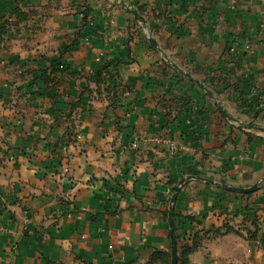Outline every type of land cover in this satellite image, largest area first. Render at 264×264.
Wrapping results in <instances>:
<instances>
[{"label":"crops","instance_id":"crops-1","mask_svg":"<svg viewBox=\"0 0 264 264\" xmlns=\"http://www.w3.org/2000/svg\"><path fill=\"white\" fill-rule=\"evenodd\" d=\"M258 127L264 0H0V264H264Z\"/></svg>","mask_w":264,"mask_h":264},{"label":"water","instance_id":"water-1","mask_svg":"<svg viewBox=\"0 0 264 264\" xmlns=\"http://www.w3.org/2000/svg\"><path fill=\"white\" fill-rule=\"evenodd\" d=\"M121 4L126 9H128L136 18L140 19L142 22H145V18L142 15H140L135 8L127 6L122 1H121ZM150 41L152 42L153 45L157 46V42H156V40L153 37H150ZM174 66L177 67L175 64H174ZM181 72H183L187 77H189L194 82H196L199 86H201L202 88L207 90V88L203 85V83L199 79H196V78L192 77L189 73H187L185 71L181 70ZM219 108H220V110L222 111V113L224 115L228 116V114L226 113V111L224 110V108H223V106L221 104H219ZM244 125H247L248 127L252 126V124H244ZM258 128L259 129H264L263 127H258ZM262 180H264V176L262 177ZM257 187H258L257 184L252 185L250 187L227 186V188H229L231 190H237V191H240V192H249V191L254 190ZM177 189H178V186H176L175 191ZM174 198H175V194L172 195L171 202L174 201ZM168 215H169V218H168V221H169V236H170V243H171V246H170V264H177V261H178L177 240H176V236H175V224H174V219H173V213H172L171 210L169 211ZM248 244L250 246L251 252H253L255 242L254 241H250Z\"/></svg>","mask_w":264,"mask_h":264},{"label":"built area","instance_id":"built-area-1","mask_svg":"<svg viewBox=\"0 0 264 264\" xmlns=\"http://www.w3.org/2000/svg\"><path fill=\"white\" fill-rule=\"evenodd\" d=\"M237 2H238V0H228V6L230 8H233L236 5ZM245 48L248 49V50H251L249 45H246ZM229 50L230 51H236V52L238 51V49H236L233 46H230ZM148 139L150 141H152V142H155V143L166 144V145H168V147L170 149L175 148V146L177 144L175 139H173V138H171L169 136L163 135L161 133H156L155 135L149 136ZM144 141H146V139H144ZM133 145L136 146L137 145V141H135V143L133 142ZM3 228L4 227L0 224V232H2Z\"/></svg>","mask_w":264,"mask_h":264},{"label":"rangeland","instance_id":"rangeland-1","mask_svg":"<svg viewBox=\"0 0 264 264\" xmlns=\"http://www.w3.org/2000/svg\"><path fill=\"white\" fill-rule=\"evenodd\" d=\"M58 69V70H57ZM57 69H53L52 71H51V73L49 74V77H47V79H49V80H51V79H53L54 77L56 78L57 76H59V73L60 72H62L60 69L61 68H59V67H57ZM224 230V229H223ZM223 230L221 231V228H220V230L218 229V228H214V227H209L208 229H207V232H209L210 234H209V237L210 238H216V237H218L219 235H221L222 233H223ZM248 235V234H247ZM249 236V235H248ZM248 236H246L245 234H242V237L244 238L245 237V239L246 238H248ZM198 238V240H197V242H199L200 243V238H201V236H198L197 237ZM181 249H180V251H178V254L180 255V253H181ZM233 253H236V251H235V249H233L232 250V254ZM245 259V258H244ZM179 264V263H178ZM215 264H240V263H235L234 261H224V262H221V261H218V262H216ZM242 264H249V262L248 261H245L244 260V262H242Z\"/></svg>","mask_w":264,"mask_h":264},{"label":"trees","instance_id":"trees-1","mask_svg":"<svg viewBox=\"0 0 264 264\" xmlns=\"http://www.w3.org/2000/svg\"><path fill=\"white\" fill-rule=\"evenodd\" d=\"M83 24H85V23H87V21H86V15L84 14V16H83ZM229 48H230V46H227V49L229 50ZM46 70H41V74L39 75L40 76V78H45L46 76ZM194 239H193V244L190 246L189 244H186V245H183L180 249L182 250L181 251V253H180V255L178 254V261H177V264L179 263V264H188V258H187V254L193 249V248H195L196 247V245H197V241L195 240V235H194V237H193ZM169 254H170V252H169ZM169 264H170V260H169Z\"/></svg>","mask_w":264,"mask_h":264}]
</instances>
